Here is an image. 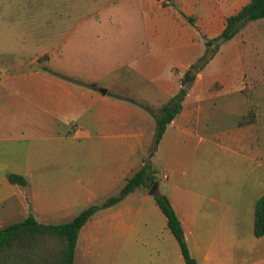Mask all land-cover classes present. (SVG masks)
Returning <instances> with one entry per match:
<instances>
[{
	"label": "crops",
	"instance_id": "1",
	"mask_svg": "<svg viewBox=\"0 0 264 264\" xmlns=\"http://www.w3.org/2000/svg\"><path fill=\"white\" fill-rule=\"evenodd\" d=\"M249 1L182 0L177 8L163 6L166 0H136L139 10L150 12L145 27L151 39L148 56L129 50L137 72L132 83L142 86L143 79L151 80L158 94L152 101L141 90L102 83L108 64L94 63L79 49L78 37L89 35L83 27L93 36L104 35L99 15L107 8H24L17 52L7 47L14 26L0 27V229L29 216L42 225L64 224L121 189L147 158L155 134L154 117L125 98L152 110L167 104L183 73L201 57L195 54L204 44L199 32L214 38L226 18ZM193 15L197 24L190 23ZM64 20L70 23L62 24ZM159 47L177 53L159 57ZM228 69L207 79L204 69L196 74L180 113L167 125L149 162L159 168L154 170L157 192L169 199L197 264H264V235L256 238L252 223L253 240L243 242L240 226L246 218L254 219L255 202L264 195V172L255 176L248 164L259 168L263 162L259 155L235 147L253 135L256 121L238 122L237 130L215 135L222 150L217 158L228 160L225 167H190L187 145L197 137L193 125L203 106L231 86ZM215 82L219 88L212 91ZM164 144L182 150L161 163ZM7 174L20 175L27 184H11ZM211 192L214 196L207 197ZM152 196L149 190H136L95 212L78 233L73 264H109L110 258L117 264H185Z\"/></svg>",
	"mask_w": 264,
	"mask_h": 264
},
{
	"label": "rangeland",
	"instance_id": "2",
	"mask_svg": "<svg viewBox=\"0 0 264 264\" xmlns=\"http://www.w3.org/2000/svg\"><path fill=\"white\" fill-rule=\"evenodd\" d=\"M181 1L166 0L169 6L173 4L177 8L180 7ZM24 8L72 9L79 12L107 8V12L99 15L105 25L104 35L98 32V35L103 36H93L89 28L83 27V31L88 32L89 35L86 38L78 37V43L81 44L79 49L85 52L86 58H93L94 63L103 60L105 64H108V71L102 83H118L131 92L141 90L142 97H147L151 101L158 97L151 80L143 79L142 86H135L132 83L137 72L132 67L129 50L131 48L132 53L146 57L150 53L148 41L151 39L149 29L145 27L150 12L139 10L136 0H0V27L14 26L12 30L14 37L10 39L7 46L11 52L21 49L20 46H16V40L17 35L21 34V26L24 22L22 11ZM190 18L191 24H197L196 15ZM69 23V20H64L62 24ZM42 24L46 29L45 23ZM199 37L203 43L204 38H210L203 32H199ZM152 51H154L153 48ZM209 52L210 49H207L204 44L195 49L196 55L203 56ZM155 53L159 57L173 58L177 50L159 47ZM216 55L205 66L204 79L211 77L223 67L229 66L231 86L203 106L204 110L201 112L199 122L193 125L197 131V137L187 145L191 153L190 167L212 170L214 166L217 167L221 163V166L225 167L228 160L226 162L217 158L222 150L219 147L220 143L215 141V135L223 131L237 130L239 121L251 118L247 113L249 109L252 110L253 119L256 121L252 128L253 135L246 143L241 145L237 143L235 147L240 151L247 150L259 155L263 162L261 167L257 168L255 163L248 164V168H254L255 176H257L264 172V18L247 22L233 39L221 45ZM166 67L162 70L164 75L168 74ZM218 88L219 84L215 82L212 91ZM153 111L158 113L159 109H153ZM181 150L180 147L164 144L160 162H166L171 154ZM156 163L158 164V161ZM150 166L153 170L160 172L158 167L152 166L151 163ZM211 196H214V193L207 195V197ZM252 223L253 216L240 223L243 242L253 238L250 233ZM245 229H248V232L245 233ZM109 264L117 263L110 258Z\"/></svg>",
	"mask_w": 264,
	"mask_h": 264
},
{
	"label": "trees",
	"instance_id": "3",
	"mask_svg": "<svg viewBox=\"0 0 264 264\" xmlns=\"http://www.w3.org/2000/svg\"><path fill=\"white\" fill-rule=\"evenodd\" d=\"M166 6V2H162ZM264 18V0H250L238 12L226 18L224 29L214 38H204V44L210 49L192 63L180 79V88L176 95L158 113L148 104L137 102L131 98L126 100L138 104L155 119V134L153 144L143 164L125 179V183L114 195L99 205H92L70 221L59 225L38 224L31 216L25 220L0 229V264H73L74 250L78 233L88 219L98 210L111 207L120 202L125 196L136 190H149L156 178L155 171L150 166L149 159L157 149V145L168 124L180 113L188 87L195 80L196 74L202 71L209 60L218 52L220 46L233 39L239 30L249 21ZM192 21V20H190ZM43 59H47L45 56ZM93 86V85H92ZM119 97V96H117ZM251 118L239 121V124L252 122ZM11 184L25 186L24 177L7 174ZM154 201L167 219V227L177 241L185 264H197L189 253L181 222L179 221L169 199L158 192L153 196ZM253 235L256 238L264 235V195L259 197L254 206ZM38 248H54L55 250H37Z\"/></svg>",
	"mask_w": 264,
	"mask_h": 264
},
{
	"label": "water",
	"instance_id": "4",
	"mask_svg": "<svg viewBox=\"0 0 264 264\" xmlns=\"http://www.w3.org/2000/svg\"><path fill=\"white\" fill-rule=\"evenodd\" d=\"M102 93H105V90H101ZM157 183H154L152 187L149 189V194L154 195L157 192Z\"/></svg>",
	"mask_w": 264,
	"mask_h": 264
}]
</instances>
